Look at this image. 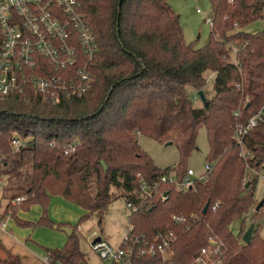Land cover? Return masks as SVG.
Here are the masks:
<instances>
[{
    "label": "trees",
    "instance_id": "16d2710c",
    "mask_svg": "<svg viewBox=\"0 0 264 264\" xmlns=\"http://www.w3.org/2000/svg\"><path fill=\"white\" fill-rule=\"evenodd\" d=\"M209 3L208 41L192 49L184 44L167 0L84 2L82 11L97 45L87 93L54 106L33 96L0 100V180L5 192L19 193L8 199L25 195L22 203L39 205L44 217L48 195L58 194L83 210L79 221L94 216L99 227L113 200L110 188L120 189L124 201H134L139 178L151 183L169 170L157 168L139 150L137 136L174 144L178 161L172 171L178 180L203 128L204 162L210 165L205 180L194 181L186 192L164 185L160 191L166 200L153 197L127 217L133 233L148 243L158 232H173L168 260L134 257L132 264H189L207 238L219 245L221 264H264L257 229L252 226L248 244L239 243L228 229L251 209L256 175L264 178V122L243 139V156L232 139L234 125L264 103V27L247 33L233 31L232 24L261 18L262 0ZM231 48L235 61L229 57ZM208 74L212 92L206 96L202 88ZM188 89L202 91L205 104L193 107ZM13 138L23 142L16 150ZM73 142V152L63 155ZM51 188L58 193H50ZM171 215L182 220L175 223ZM244 229L241 225L239 236ZM46 254L60 264L83 263L72 230L60 250Z\"/></svg>",
    "mask_w": 264,
    "mask_h": 264
},
{
    "label": "built area",
    "instance_id": "2783aa9c",
    "mask_svg": "<svg viewBox=\"0 0 264 264\" xmlns=\"http://www.w3.org/2000/svg\"><path fill=\"white\" fill-rule=\"evenodd\" d=\"M87 1L90 0H0V100L9 96L20 99L33 96L41 103L54 106L71 99H80L87 93L92 84L88 67L97 52L95 37L82 11V4ZM226 2L231 4L232 0ZM211 21V16L206 19L209 27ZM237 26L234 22L233 27ZM231 50L233 61L235 49ZM196 97L192 93L189 98ZM233 116L237 118L238 111L233 112ZM260 121L264 122V103L244 122L234 125L232 139L239 147L240 156H243V139ZM22 143L17 138L11 140L14 150ZM75 146L74 142L67 144L62 154L73 152ZM209 170L210 165L205 163L204 172L198 178H194L189 169L178 180L171 169L151 183L138 177L137 188L133 191L134 201L125 200V206L132 214L142 210L145 202L153 197L157 196L163 202L167 195L160 191L162 186L170 185L177 192H186L192 188L194 181H204ZM25 197L20 195L11 203L23 202ZM170 219L175 223L182 220L174 215ZM0 229H5L2 222ZM174 240L173 232H158L148 243L143 235L133 233V226L127 223L123 238L116 248L100 236H93L88 246L97 258L107 264H132L134 257L155 255H159L164 263L169 258V249ZM220 254L219 245L207 238L206 245L199 249L189 264H221ZM42 261L60 264L47 255Z\"/></svg>",
    "mask_w": 264,
    "mask_h": 264
},
{
    "label": "rangeland",
    "instance_id": "374dc122",
    "mask_svg": "<svg viewBox=\"0 0 264 264\" xmlns=\"http://www.w3.org/2000/svg\"><path fill=\"white\" fill-rule=\"evenodd\" d=\"M167 5L178 18L184 44L192 49L205 46L210 33V27L206 22V19L211 16L209 0H167ZM258 14L261 18L243 26L238 25L234 28L232 24L233 31L239 30L247 33L260 31L264 27V0H262V8ZM214 39H218V35L215 34ZM229 57L232 58L231 52ZM202 89L206 96L212 92L210 74L206 75V83ZM192 93L196 94V91L188 89L190 96ZM191 103L193 107L201 104L198 97L191 99ZM136 142L139 150L157 168L173 170L174 165L177 164L178 157L174 144H161L145 136H137ZM206 151L204 129L200 128L195 138V150L183 163L185 169L193 172L194 178H198L204 172ZM256 176L251 209L241 219L233 221L228 226L232 235L239 238V243H242L241 235L246 230L244 229L239 236L241 225L247 228L250 224L257 229L259 238L264 242V203L257 211H254L256 204L264 196V178L261 173ZM0 181V222L4 223L6 228L7 220L14 218V224L21 226L9 225L4 231H0V242L10 250H14V253L7 251L2 253L0 250V264H47L42 261L46 253L60 250L66 241L67 236L62 228L73 231L84 264H107L90 250L88 242L93 236H100L113 248L119 246L126 231L127 217L130 213L120 195V189L110 188L109 192L113 200L101 214V224L98 227L94 216L79 221L83 210L58 194L48 195L44 217H42L43 209L39 205L30 207V204H23L22 201L12 204V200L8 198L19 193L5 192V181L3 179ZM49 192L58 193V190L51 188ZM7 203L9 206L6 205ZM27 209L28 211L24 212ZM255 213L256 217L252 219L251 216ZM15 214H19V218L24 222L17 220ZM3 239H7V244Z\"/></svg>",
    "mask_w": 264,
    "mask_h": 264
},
{
    "label": "water",
    "instance_id": "95a60500",
    "mask_svg": "<svg viewBox=\"0 0 264 264\" xmlns=\"http://www.w3.org/2000/svg\"><path fill=\"white\" fill-rule=\"evenodd\" d=\"M196 96L198 97L201 105L205 104V99L203 96V93L201 91H197L196 92ZM166 144H171L170 142L166 143ZM100 166L102 167L103 172L106 171V166L104 165V163L102 161L99 162ZM264 203V196L263 198L256 204V206L254 207V211H257ZM206 210V206H204L201 210V213H204ZM62 230L65 232L66 236H69L70 234V229L68 228H62ZM251 230H252V224L248 225V227L246 228V230L244 231V233L241 235V241L243 244H248L249 243V239H250V234H251ZM98 238L95 239V241H97Z\"/></svg>",
    "mask_w": 264,
    "mask_h": 264
},
{
    "label": "crops",
    "instance_id": "0c3cea01",
    "mask_svg": "<svg viewBox=\"0 0 264 264\" xmlns=\"http://www.w3.org/2000/svg\"><path fill=\"white\" fill-rule=\"evenodd\" d=\"M32 206H35V205H31L30 207H32ZM29 207V208H30ZM28 208V209H29ZM28 209L27 210H24V212H27L28 211ZM24 212H21L20 211V213H24ZM19 213V214H20ZM19 214H15V218L17 219V220H19L20 222H24V220L23 219H21V218H19ZM11 218V217H10ZM15 219L14 218H11L10 220L8 219L7 220V222H6V228L9 226V225H13V226H16V227H21L20 225H16V224H14V221ZM5 228V229H6ZM0 231H4V229H0ZM5 240V243L7 244V239H3V241ZM2 241V242H3ZM0 250L2 251V253L4 252V251H7V252H11V253H14V250H10L9 248H7L3 243H1L0 242Z\"/></svg>",
    "mask_w": 264,
    "mask_h": 264
}]
</instances>
